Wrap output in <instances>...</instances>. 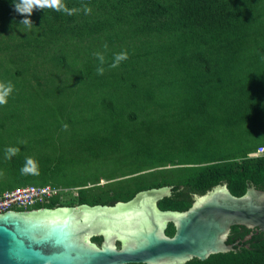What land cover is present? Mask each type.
I'll use <instances>...</instances> for the list:
<instances>
[{"label": "rangeland", "instance_id": "rangeland-1", "mask_svg": "<svg viewBox=\"0 0 264 264\" xmlns=\"http://www.w3.org/2000/svg\"><path fill=\"white\" fill-rule=\"evenodd\" d=\"M19 17L21 22L29 19ZM32 25H15L12 19L0 16V83L13 85L7 104L0 105V192L40 182L38 178H19L26 157L37 162L38 171L57 172L66 191L56 202L64 207H76L79 198L104 202L150 185L182 184L207 168L227 164L237 168L243 161L264 157V152L250 156L264 148V127L260 125L264 113L239 115L237 111L232 117L222 111L228 107L226 101L192 109L180 104L142 108L130 104L111 85L98 86L105 81L96 78V53L126 52L132 61L141 45L154 43L96 42L86 57L79 42L69 35L44 37L46 30ZM25 39L50 44L42 45L35 55L22 57L16 65L9 62L12 47ZM260 59L264 65V56ZM86 66L94 79L87 76L82 84ZM145 66L155 75L144 74L136 89L152 84L157 90L163 73L160 69L154 72L153 63ZM260 69L255 80L264 77L263 66ZM50 113L54 119H49ZM131 115L136 119L131 120ZM225 124L232 130L239 128L241 136H234L229 128L226 132ZM243 143L256 148L245 156L246 150L240 149ZM8 147L19 149L11 160L5 159ZM173 230L165 224L167 237L174 235ZM87 240L100 246L93 238Z\"/></svg>", "mask_w": 264, "mask_h": 264}, {"label": "trees", "instance_id": "trees-1", "mask_svg": "<svg viewBox=\"0 0 264 264\" xmlns=\"http://www.w3.org/2000/svg\"><path fill=\"white\" fill-rule=\"evenodd\" d=\"M63 3L76 11L69 16L51 9H36L27 18L46 30L44 37L69 35L79 42V49L86 57L92 43L96 42L104 45L125 43V40L154 43L141 45L140 52L135 50L132 61L128 58L115 69L109 67L114 55H104V68L109 73L96 76L97 80L105 81L99 82L98 86L111 85L121 91V96L130 104L142 108L151 104H180L184 109H192L193 106L218 105L226 101L228 107L222 111L233 114L232 117L237 111L239 115L264 113V77L255 80V73L262 71L261 66L264 68L260 59L264 56V0H83L91 9L88 14L82 8V0H63ZM19 15L22 14L15 10L13 0H0L1 17L12 19L18 25L22 20ZM28 40L17 47L11 46L9 62L16 65L22 57L35 55L42 45L50 44L27 43ZM145 63H153L154 72L160 69L163 73L157 90L152 84L140 87V91L136 89L144 74L155 75L149 67H144ZM98 65L97 60L95 71ZM90 69L85 67L84 78L80 79L82 84L88 77L94 79L89 74ZM49 119H54L51 113ZM130 119L135 120L136 116L131 115ZM260 120L264 127V118ZM228 128L225 124L226 132ZM237 130H232L234 136H241ZM255 148L248 143L240 144V149L246 150L245 156L247 151ZM38 172V175L20 173L19 178H38L40 182L31 184L34 186L62 187L53 169ZM219 185H225L235 197L242 196L249 186L264 191V157L243 161L237 168L229 164L207 168L182 184L150 185L104 202L79 198L76 206H111L112 203L129 202L136 194L148 190L187 187L156 202L161 212L182 213L192 206L194 197H201ZM65 191L36 209L64 207L56 201L65 195ZM168 228L174 229V226L168 223ZM93 240L98 245L102 243L100 236ZM184 264H264V247L210 255L204 261L192 259Z\"/></svg>", "mask_w": 264, "mask_h": 264}, {"label": "water", "instance_id": "water-1", "mask_svg": "<svg viewBox=\"0 0 264 264\" xmlns=\"http://www.w3.org/2000/svg\"><path fill=\"white\" fill-rule=\"evenodd\" d=\"M186 189L148 190L114 206L2 213L0 264H184L264 247V191L249 186L235 197L219 185L185 212L155 208L159 198ZM166 223L174 226L172 237L164 234ZM97 236L100 246L87 240Z\"/></svg>", "mask_w": 264, "mask_h": 264}, {"label": "clouds", "instance_id": "clouds-1", "mask_svg": "<svg viewBox=\"0 0 264 264\" xmlns=\"http://www.w3.org/2000/svg\"><path fill=\"white\" fill-rule=\"evenodd\" d=\"M13 6L15 10L25 16H30L34 10L40 9H51L57 12H63L71 16L76 9H69L64 5L63 0H13ZM82 8L85 14L91 12L88 4L83 3ZM21 25L31 28L33 27L32 21L30 19H24ZM106 47V46H105ZM96 58L99 61V65L96 69L98 75H103L105 72L104 64L105 57L101 53H96ZM128 59L126 52L117 53L112 59V63L109 65L110 68L115 69L120 66L123 61ZM13 92V85L9 82L8 84L0 83V105H6L8 97ZM19 152L18 148L8 147L5 149V159L11 160ZM21 175H38V164L32 157H26L24 165L20 169Z\"/></svg>", "mask_w": 264, "mask_h": 264}, {"label": "built area", "instance_id": "built-area-1", "mask_svg": "<svg viewBox=\"0 0 264 264\" xmlns=\"http://www.w3.org/2000/svg\"><path fill=\"white\" fill-rule=\"evenodd\" d=\"M264 148L260 147L250 156H260ZM65 189L58 185L45 186L28 185L0 193V214L9 211L37 210L38 205L48 203L53 197H58Z\"/></svg>", "mask_w": 264, "mask_h": 264}, {"label": "flooded vegetation", "instance_id": "flooded-vegetation-1", "mask_svg": "<svg viewBox=\"0 0 264 264\" xmlns=\"http://www.w3.org/2000/svg\"><path fill=\"white\" fill-rule=\"evenodd\" d=\"M93 238V237H92Z\"/></svg>", "mask_w": 264, "mask_h": 264}]
</instances>
